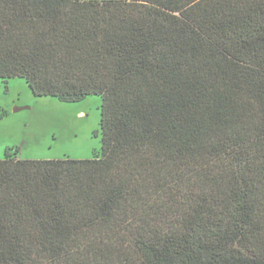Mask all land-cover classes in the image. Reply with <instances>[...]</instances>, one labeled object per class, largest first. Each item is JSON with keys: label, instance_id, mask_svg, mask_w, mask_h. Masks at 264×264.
Returning a JSON list of instances; mask_svg holds the SVG:
<instances>
[{"label": "trees", "instance_id": "obj_1", "mask_svg": "<svg viewBox=\"0 0 264 264\" xmlns=\"http://www.w3.org/2000/svg\"><path fill=\"white\" fill-rule=\"evenodd\" d=\"M14 78L101 148L5 154L0 264H264V0H0Z\"/></svg>", "mask_w": 264, "mask_h": 264}, {"label": "rangeland", "instance_id": "obj_2", "mask_svg": "<svg viewBox=\"0 0 264 264\" xmlns=\"http://www.w3.org/2000/svg\"><path fill=\"white\" fill-rule=\"evenodd\" d=\"M117 1V0H80ZM101 99L35 97L20 78L0 80V160H85L99 156Z\"/></svg>", "mask_w": 264, "mask_h": 264}]
</instances>
